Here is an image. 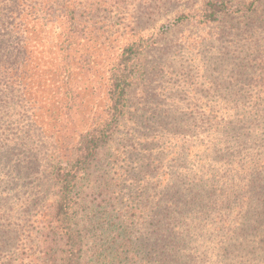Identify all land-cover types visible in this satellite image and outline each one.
I'll return each mask as SVG.
<instances>
[{"label": "rangeland", "instance_id": "rangeland-1", "mask_svg": "<svg viewBox=\"0 0 264 264\" xmlns=\"http://www.w3.org/2000/svg\"><path fill=\"white\" fill-rule=\"evenodd\" d=\"M206 1L0 0V264H39L52 166L106 120L133 41L141 72L90 170L100 216L144 264H264V0L203 21ZM70 3L86 31L67 67Z\"/></svg>", "mask_w": 264, "mask_h": 264}, {"label": "trees", "instance_id": "trees-1", "mask_svg": "<svg viewBox=\"0 0 264 264\" xmlns=\"http://www.w3.org/2000/svg\"><path fill=\"white\" fill-rule=\"evenodd\" d=\"M244 8L251 10L252 5L232 3L231 0H208L200 15L203 21H215ZM62 9L55 30L60 40L59 50L64 52L62 59L68 67L72 60V33L82 37L86 28L78 8H72V3ZM141 45L140 41L125 45L109 70L110 106L106 120L80 134L73 158L52 166L51 179L56 187V197L43 212L39 264L145 263L133 259V243L126 239L127 225L107 224L100 216L108 211L100 206L95 195L100 196L105 190L101 185L91 184L90 179L98 150L108 142L114 126L126 112L127 87L141 72Z\"/></svg>", "mask_w": 264, "mask_h": 264}]
</instances>
